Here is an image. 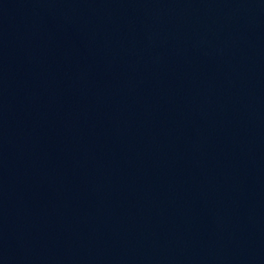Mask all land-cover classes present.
<instances>
[{
    "label": "water",
    "instance_id": "obj_1",
    "mask_svg": "<svg viewBox=\"0 0 264 264\" xmlns=\"http://www.w3.org/2000/svg\"><path fill=\"white\" fill-rule=\"evenodd\" d=\"M0 264H264V0H0Z\"/></svg>",
    "mask_w": 264,
    "mask_h": 264
}]
</instances>
